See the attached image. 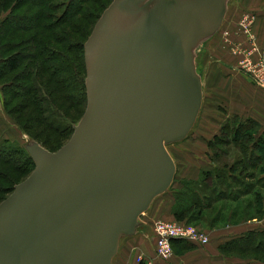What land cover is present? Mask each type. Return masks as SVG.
<instances>
[{"label":"water","instance_id":"1","mask_svg":"<svg viewBox=\"0 0 264 264\" xmlns=\"http://www.w3.org/2000/svg\"><path fill=\"white\" fill-rule=\"evenodd\" d=\"M228 0H113L84 45L87 105L56 151L0 202V264H111L120 236L170 188L166 144L184 139L203 102L200 42Z\"/></svg>","mask_w":264,"mask_h":264},{"label":"rangeland","instance_id":"2","mask_svg":"<svg viewBox=\"0 0 264 264\" xmlns=\"http://www.w3.org/2000/svg\"><path fill=\"white\" fill-rule=\"evenodd\" d=\"M42 1L43 3L41 6L36 8L28 6L29 4L25 1V4L16 9V12L23 13L29 10H41L44 15L49 14L50 18L43 20L42 23L46 25L54 23L60 26L56 29L53 27L49 29L52 31H48L56 34L54 40L41 36L36 42H33L31 40L32 36L38 30H41L35 26L20 30L8 24L0 29V156L2 157L0 158V202L11 194L15 184L26 179L30 175L29 173L32 172L30 163L28 164V162H25L29 160L27 146L32 141H37L48 150L56 151L70 139L73 132L71 133V131L64 130V128L57 127L58 125L50 123L55 117L52 111H57L56 114L60 120L58 124L60 125L64 123L76 125L83 116L87 105H85L84 102L81 80L84 72L83 60L85 61V58H83L82 50L79 46L82 44L85 45L97 19L100 18V15H102L113 0ZM12 8H8V11H0V21L8 12L15 10ZM65 10L67 14L64 18L66 19L65 22L57 23V19ZM205 40L206 39L200 42L194 55L195 68L202 82V91L205 90L206 86L203 89L205 82H203L202 79L199 60L202 58V54L204 55V47L209 39ZM17 52L23 55L24 63L17 70L7 72L3 65L4 59L7 55ZM36 52H41L43 55L32 57L31 54ZM58 52L65 56L63 61L54 59L57 55L51 54ZM49 56H52V60ZM43 63L46 64L48 73L38 76V67L40 65L43 66ZM54 68H58V73L53 75ZM44 82H47L48 85H45ZM14 93L20 95L16 96ZM257 94L259 96L260 92L258 91ZM30 101L35 103L29 105ZM216 102L218 103L215 106H213V102L208 99L204 101V103L202 102L198 118L189 134L185 137L186 139L166 144V148L175 162L179 161L180 157L188 158V151H192V149L202 153L205 150L204 147L207 148L206 145L203 147L205 143L203 140L202 142L197 140L199 133L202 134L200 131L202 125L206 128V138L220 132V128L230 112L226 110L224 99L220 101L216 100ZM254 130L256 131V137L264 132L261 126L254 127L252 132ZM228 135L229 131L227 136ZM192 143L196 145H191ZM242 145L243 144L229 147L224 146L226 153H224L225 150L221 152L218 149L216 154L219 155V158L216 162L219 166L222 168L224 163L229 166V164L237 162L242 155ZM11 147L18 150L11 149L13 155L17 154L14 156V160L8 161L6 157L12 156L10 155ZM256 164L255 167L249 169V171L254 174V178H245V180L246 182L254 183L259 180L261 184L264 179V156H262L261 159H257ZM188 165L190 169L188 170L190 173L188 175L195 176V166H190L191 163ZM25 167L27 170H25ZM242 178L244 179V177ZM180 179L182 178L178 179L176 176L173 180L175 181L173 186L171 185L172 187L170 186L168 191L174 192L175 190H181L183 187L179 182ZM188 180L190 181L188 182L190 188H195L196 184L193 182L194 179L190 178L187 179V181ZM220 185L221 188L224 187L221 182ZM234 186H236L235 183ZM258 190L264 196V189L259 185L255 188L254 193L258 192ZM253 196L254 194L247 195L243 200L247 201L252 199ZM183 198L185 201L187 197L183 196ZM220 206H222V209L219 208ZM217 212H219V215H216ZM215 216L218 218L217 221L213 220ZM256 216L258 217L257 219L262 218H259L258 215ZM174 219L169 221H176ZM189 219L190 225L207 232L210 238V244L212 240L211 233L214 230L224 231V228L227 227L228 224L247 221L248 218L245 213L240 210L234 214V212H232V205L227 201H222L214 205L211 209H205L202 216L195 217L194 215ZM177 250H179V248H177ZM173 252H175L174 249ZM178 252L180 253V251ZM239 252V250L234 249L224 253L225 256L230 258L229 264H247L246 262L255 261L254 259L261 260L259 255H253L251 252H246L245 254ZM173 256L171 257L172 259ZM171 258L168 259V261H171ZM254 264H257V262L255 261Z\"/></svg>","mask_w":264,"mask_h":264},{"label":"crops","instance_id":"3","mask_svg":"<svg viewBox=\"0 0 264 264\" xmlns=\"http://www.w3.org/2000/svg\"><path fill=\"white\" fill-rule=\"evenodd\" d=\"M225 15L219 29L208 38L209 40L206 39L208 42L204 47L205 52L199 60L202 79L205 82L203 89L206 86L203 91V103L208 99L215 106L218 103L216 100L224 99L229 115L254 118L264 129V88L252 82L241 64L246 58L256 59L264 54V0H228ZM200 131L202 134L199 133L197 140H203V147L206 145L207 148L204 147L202 153L192 149L188 151V158L180 157L179 161L175 162V176L178 179H197L202 169L212 168L204 125L200 127ZM190 163V166L196 168L195 176L188 175ZM175 201L170 190L157 196L139 217L135 231L120 236L118 249L111 264H137L139 256L150 259L151 264H229L230 258L220 252L219 245L249 230L264 228V218H254L236 224L229 222L231 224H228L224 231L214 230L211 233V243L205 247L194 244L191 248H184L179 246L182 239H174L173 259L162 260L156 255L153 226L158 219L175 218Z\"/></svg>","mask_w":264,"mask_h":264},{"label":"trees","instance_id":"4","mask_svg":"<svg viewBox=\"0 0 264 264\" xmlns=\"http://www.w3.org/2000/svg\"><path fill=\"white\" fill-rule=\"evenodd\" d=\"M28 3V6L33 7H40L43 3L42 0H0V11H8V8L15 9L12 12H8L5 17H3L0 21V29L3 28L5 25H10L13 28H17L20 30H24L30 27H37L38 30L33 36L32 41L36 42L39 37H46L47 39H55L56 34L50 33L48 31L54 27V29L59 28L57 24H43L42 21L45 19H49V14L44 15L41 10H35L28 12L19 13L16 12V9L20 8L23 4ZM67 16L66 10L63 12L61 16L57 19V23L65 22L64 19ZM101 16V15H100ZM99 19V18H98ZM97 19V21H98ZM96 21V22H97ZM56 23V22H55ZM67 23V22H66ZM96 24V23H95ZM94 24V26H95ZM93 26V28H94ZM47 30V31H46ZM93 30V29H92ZM79 48L82 50L83 58L84 57V44L80 45ZM57 55L54 59H60L61 61L64 60L65 56L62 53H51ZM32 57H39L42 56L43 53L36 52L31 54ZM23 55L21 53H15L11 55H7L4 59V66L7 72H13L17 70L23 63ZM50 59L52 60V56ZM52 67V66H51ZM39 71H37L38 76L40 74L48 73L46 64L43 63V66L38 67ZM83 68L84 72L81 77L82 80V87H83V95H84V102L85 105L87 104V92H86V66L85 61L83 60ZM58 68H54L53 75L57 74ZM29 75V74H28ZM31 75V73H30ZM45 85H48L47 82H44ZM14 85V84H13ZM40 85V83H39ZM32 91V89H31ZM15 94V93H14ZM19 96L20 94H15ZM32 102H29L31 105ZM29 107V106H28ZM57 109V108H56ZM57 111H52V114L55 116L50 123H54L58 125L57 127L64 128V130L74 131L73 124L64 123L63 125L59 123V117L57 116ZM260 126L259 122L254 118L248 117H240L239 115H228L226 116V120L222 127L220 128L219 133L213 134L211 137L207 138L206 142L209 148V158L212 165V168L209 169H202L197 179H194L193 182L196 184L195 188H190V185L187 179H182L180 184H182L181 190H175L173 195L175 197V205L173 209V213L175 216L176 221L178 222H185L189 223L192 216L200 217L203 215L205 209H211L214 205L221 203L222 201H227L232 205V212L237 213L238 210L243 211L248 218L247 220H252L254 218H264V196L261 192H255V188L259 185L262 189H264V179L263 181L259 182H246L245 178L253 179L254 174L249 171L255 167L256 160L261 159L264 156V132L263 134L257 135L256 137V129L252 132L254 127ZM229 131V135L227 136ZM264 131V129H263ZM259 133V131H258ZM181 141V140H180ZM238 144H243L241 149V157L237 160V162L229 164V166L224 163L223 167L221 168L219 164L216 162L218 161L219 155H217V150L219 149L221 152H224L225 147L229 146H236ZM5 147V146H4ZM18 150L14 149L13 147L10 150ZM11 150L12 156L6 157L8 161L14 160L13 151ZM20 150V149H19ZM53 151V150H50ZM214 151V152H213ZM17 152V151H16ZM226 153V150L225 152ZM29 154V152H28ZM1 155V154H0ZM29 160L25 161L30 163L32 166L31 171L35 168V163L31 157L28 155ZM0 158H2L0 156ZM239 165V166H238ZM26 168V167H25ZM28 168V165H27ZM27 168L25 170H27ZM31 173V172H30ZM29 173V174H30ZM176 177V176H175ZM244 177V179L242 178ZM220 182L224 185L223 188L220 186ZM174 183V182H173ZM234 183L236 186H234ZM237 183V184H236ZM16 185V184H15ZM13 186V189L15 187ZM173 186V184H172ZM171 186V187H172ZM211 194V196H210ZM254 194L252 199L247 201L243 200L244 197L247 195ZM187 197L185 202L183 199ZM234 206V208H233ZM220 206L219 208H221ZM224 208V207H223ZM222 209V208H221ZM193 212V213H192ZM220 212V209H219ZM217 212L216 215H219ZM216 218V219H215ZM213 220H218L217 216H215ZM190 224V223H189ZM177 240V239H175ZM174 241L172 240V246L174 247ZM194 243L183 240L179 243V246H183L184 248H191ZM220 252L227 253V251H232L237 249L243 254L246 252H251L253 255H259L261 260L254 259L257 264H264V228L260 230H249L241 236H237L235 238L229 239L224 243L219 245ZM225 255V254H224ZM250 260V259H249ZM255 261L247 262V264H254ZM137 264H146L144 261H140Z\"/></svg>","mask_w":264,"mask_h":264},{"label":"built area","instance_id":"5","mask_svg":"<svg viewBox=\"0 0 264 264\" xmlns=\"http://www.w3.org/2000/svg\"><path fill=\"white\" fill-rule=\"evenodd\" d=\"M241 64L252 82L264 88V54L256 59L246 58ZM153 229L156 237V255L162 260H168L173 256L172 240L174 239L186 240L198 246H206L210 242L206 231L185 222L158 219L154 222ZM137 261L152 263L143 256H139Z\"/></svg>","mask_w":264,"mask_h":264},{"label":"bare ground","instance_id":"6","mask_svg":"<svg viewBox=\"0 0 264 264\" xmlns=\"http://www.w3.org/2000/svg\"><path fill=\"white\" fill-rule=\"evenodd\" d=\"M226 16V15H225ZM176 142H178V141H176ZM171 143H175V142H171ZM173 158V157H172ZM175 162V161H174Z\"/></svg>","mask_w":264,"mask_h":264}]
</instances>
